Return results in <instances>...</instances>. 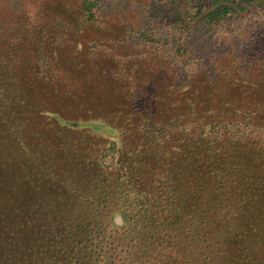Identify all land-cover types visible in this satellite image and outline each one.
<instances>
[{"label": "trees", "instance_id": "obj_1", "mask_svg": "<svg viewBox=\"0 0 264 264\" xmlns=\"http://www.w3.org/2000/svg\"><path fill=\"white\" fill-rule=\"evenodd\" d=\"M160 1L184 32L264 8ZM98 3L0 6V264H264V26L183 79L173 59L193 46L172 61L156 41L147 78L100 85L129 108L106 141L81 122L103 70L84 47Z\"/></svg>", "mask_w": 264, "mask_h": 264}, {"label": "rangeland", "instance_id": "obj_2", "mask_svg": "<svg viewBox=\"0 0 264 264\" xmlns=\"http://www.w3.org/2000/svg\"><path fill=\"white\" fill-rule=\"evenodd\" d=\"M43 1L11 0L14 6H19L17 3L23 2L20 7L23 6L27 11H31L35 5L40 6L41 13H45L52 4L42 9L40 3ZM5 3L9 6L10 0H0V6ZM96 12L98 21L95 26L98 28H92L86 33L84 47L88 50L89 59L94 63L97 62V66L103 67V70H99L97 86L87 91L86 108L81 113L82 119L86 120L81 122L106 141L118 139V128L129 108L127 105L117 108L107 103L106 99L111 98L113 93L107 94L108 97H101L100 85H110L113 76L122 78V74L129 72V75L135 74V80H138L141 74L147 78V57L151 55L157 42L164 52L163 56L165 55L168 60H172L177 41H182L185 47L193 46V51L188 49V53L180 59L181 61L173 59L175 67H178L179 78L183 79L203 62L211 60L213 55L229 49L232 41L246 42V24L253 25L254 32L259 30L260 25L264 26L263 7L254 8L241 16L228 19L222 25L203 29L191 28L188 32L182 31L175 22L176 12L172 7L167 3L163 4L160 0H99ZM258 32L260 33L261 30ZM188 33L191 35L187 38ZM147 34L154 38V41L149 42L148 45ZM261 37L259 48L263 53L264 36ZM57 52L63 63L61 55L63 50L58 49ZM109 57L113 60L108 59ZM71 66L80 67L74 62H71ZM159 69L160 72L164 70L161 65ZM77 70L79 69L75 71ZM93 96L97 98L93 99ZM91 116L99 119H87ZM113 220L116 224L121 223L117 214L114 215Z\"/></svg>", "mask_w": 264, "mask_h": 264}]
</instances>
